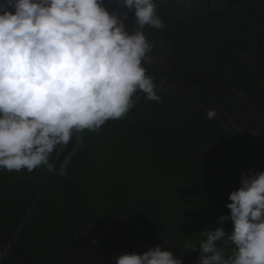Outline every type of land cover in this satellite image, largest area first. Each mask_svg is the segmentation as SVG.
Instances as JSON below:
<instances>
[{
    "label": "clouds",
    "instance_id": "clouds-1",
    "mask_svg": "<svg viewBox=\"0 0 264 264\" xmlns=\"http://www.w3.org/2000/svg\"><path fill=\"white\" fill-rule=\"evenodd\" d=\"M117 2L127 11L110 12L105 0H0V170L44 166L53 173L50 157L74 134L98 132L107 121L125 117L138 92L160 101L145 67L154 48L145 30L165 27L157 3ZM129 12L135 17L132 32L125 23ZM216 115L215 109L207 112L208 119ZM228 199L230 215L219 217L221 226L200 233L205 239L199 243V264H264V171L242 173ZM229 219L231 232L222 226ZM221 242L235 245L229 255ZM185 247L197 249L192 243ZM7 254L0 251V258ZM113 260L184 264L161 245Z\"/></svg>",
    "mask_w": 264,
    "mask_h": 264
},
{
    "label": "trees",
    "instance_id": "trees-1",
    "mask_svg": "<svg viewBox=\"0 0 264 264\" xmlns=\"http://www.w3.org/2000/svg\"><path fill=\"white\" fill-rule=\"evenodd\" d=\"M200 30L205 47L211 42L213 47L218 43L221 47L218 51H226L222 66L224 69L232 66L233 77L255 72L251 66L244 70L240 66L244 64L240 55L243 50L240 32L228 25L221 31L212 29L214 33ZM245 36L250 43L255 42L252 36ZM253 80L254 75L244 76L238 86L247 90L249 85L253 87ZM263 89H258V95L249 90L251 98L257 99L262 109ZM157 95L161 97L159 102L146 99L141 92L137 95V104L125 117L107 121L98 132L85 130L83 146L67 168V179L70 183L72 179L79 180L73 192L85 207L91 223L97 216L112 213L136 217L148 229L147 250L153 234L162 231L176 235L177 250L183 254L186 264L199 257V243L205 239L200 233L221 226L219 217L230 215L228 197L240 187L241 174L256 167L245 164L253 160L252 154H238L232 148L240 146V139L228 140L220 124L214 118L208 119L203 109L159 91ZM119 124L125 127L121 132ZM69 149L68 146L61 153L58 151L53 173L44 166L32 172L0 170V237L15 231L18 223L34 209L25 229L19 233L27 255L42 252L44 237L50 239L61 223L69 234L78 227V215L62 189L57 168ZM42 184L41 198L35 202ZM116 226L111 228L117 229L113 233L115 239L123 240L122 246L129 245L125 227L133 226L122 221ZM222 226L228 232L233 229L230 219L222 222ZM186 243L197 245V249L188 250ZM102 251L110 259L103 248Z\"/></svg>",
    "mask_w": 264,
    "mask_h": 264
},
{
    "label": "flooded vegetation",
    "instance_id": "flooded-vegetation-1",
    "mask_svg": "<svg viewBox=\"0 0 264 264\" xmlns=\"http://www.w3.org/2000/svg\"><path fill=\"white\" fill-rule=\"evenodd\" d=\"M155 2L157 3V14L165 27L163 29L149 27L145 30L148 40L154 44V48L149 53L151 63L146 62L145 67L147 74L152 76L157 86L156 91H159L160 94H167L169 97L175 98L182 103L195 104L206 113L209 109H215L217 115L214 119L224 130L226 138L228 140L233 138L240 139V146L232 148L238 154L240 152L246 155L252 154L253 160H248L245 164L255 166L257 171H264V139L262 132L258 129L260 120L263 119L264 121V109L260 107L259 101L251 98L252 96L249 94V90H251L258 95L260 88H264V0H155ZM105 7L110 12L117 14L127 11L124 5L121 2H117V0H105ZM134 19V13L129 12V18L125 22L129 32L134 31ZM225 25L242 34L239 40L242 42H240V47L242 45L243 50L240 55L244 64L240 66L243 67V70L251 66L255 72L241 73L239 74L240 76L233 77L234 71L232 70V66H230L231 69H224V65L222 66V59H224L226 51H218L221 49L218 43L215 44L216 47L212 46V42L209 47L203 45L202 42L205 41L200 36L202 34L200 29L214 33L212 29L221 31ZM245 35L252 36L255 42L250 43ZM250 75H254L253 87L249 85L248 88L246 86L247 90H243L244 88L238 86L239 80L242 82L244 76ZM217 77L221 80L220 82L217 81ZM262 93L264 94V92ZM140 94L141 92L137 93V95ZM136 104L137 99L135 101ZM133 113H136V111L133 110ZM124 128V124H119L120 132ZM239 129L240 131H238ZM253 132H257L259 135H253ZM75 141L76 138L73 136L68 145L58 147L52 157V163L55 166L59 159L58 151L61 153L68 146L71 149ZM72 143L73 145L70 146ZM75 154H73L72 158ZM62 161L63 158H60V163L57 167L58 174ZM69 163L66 168H68ZM46 180L47 174L43 182L45 183ZM67 181L71 190L76 191L79 180L74 182L72 179L71 183L69 180ZM43 187L44 185L42 184L41 193L35 199V202L41 198ZM83 209L86 214L85 207ZM33 211L34 209L32 208L25 215L18 223L15 231L12 230L9 235L0 237V251L7 250L8 253L7 256L0 258V264H61L60 255L63 249L71 245L81 247L87 254L93 257L108 259L103 256V248L110 255L109 260H112L121 255V253H124V251H134L141 242L139 241L142 238L141 230L133 224H131L133 228L125 227L128 230V236L125 240H130V244L122 246L121 241L123 240L115 239L113 236V233H117L115 232L117 229H111L113 226H116L117 222L110 224L105 229L98 243L90 245L86 243L80 234L79 221L78 227L73 229V234H69L62 227L64 224L61 223L50 239L44 237L43 251L33 254V256L37 254V257L34 259L31 256L32 254L27 255V251L22 244L23 237L19 236V233L25 229L27 225L26 220L32 216ZM116 214L112 213L105 217L97 216L94 218V223L90 222L86 214L91 233L95 234L109 216ZM140 222L147 233L144 248L146 252L149 250V248L147 250L149 234L145 224L142 221ZM116 227L118 228V226ZM68 228L70 227L67 226ZM109 229L111 230L106 235ZM71 238L73 239L68 240ZM167 238L171 243L165 245L164 241ZM157 239H159V242ZM66 240L68 241L64 242ZM150 240L152 241L150 243L151 247L161 245L163 250L172 251L176 258H181L183 255L177 250L176 241L178 240V236L176 235H168L161 231L157 232L155 236L153 234ZM67 264L89 263L81 258L70 256Z\"/></svg>",
    "mask_w": 264,
    "mask_h": 264
},
{
    "label": "water",
    "instance_id": "water-1",
    "mask_svg": "<svg viewBox=\"0 0 264 264\" xmlns=\"http://www.w3.org/2000/svg\"><path fill=\"white\" fill-rule=\"evenodd\" d=\"M217 81H221L218 77L216 78ZM261 117H263L261 115ZM261 122H259L258 124V129L262 132L263 135V139H264V121L263 119L260 120ZM74 137L76 138V141L74 143V145L72 146V148L66 153V155L63 158V161L59 167V179L63 188V191L66 195V197L68 198V200L70 201L71 205L74 207V210L76 212V214L78 215V221H79V227H80V234L81 236L85 239L86 243L88 245L90 244H96L99 242V240L102 238V235L105 231V229L112 223L115 222H127L130 224H133L137 227L140 228L141 230V234H142V241L140 242L139 246L133 251L136 253H144L145 250V244H146V240H147V233L146 230L143 226V224L136 218L129 216V215H125V214H116V215H111L109 216L100 226L99 230L93 234L90 231V225H89V220L85 214V211L83 209V207L81 206L79 200L76 198V196L74 195L73 191L71 190L69 183H68V179H67V165L70 162L73 154H75L77 152V150L82 146L83 144V133H77L74 134ZM224 246V245H223ZM225 247V252L233 249L235 247V245L229 244L224 246ZM70 256H74V257H78L81 258L83 260H85L86 262L90 263V264H115V260H103L100 258H96L93 257L89 254H87L81 247L78 246H66L61 255H60V262L61 264H67V260ZM186 264H199L198 258L186 263Z\"/></svg>",
    "mask_w": 264,
    "mask_h": 264
},
{
    "label": "bare ground",
    "instance_id": "bare-ground-1",
    "mask_svg": "<svg viewBox=\"0 0 264 264\" xmlns=\"http://www.w3.org/2000/svg\"><path fill=\"white\" fill-rule=\"evenodd\" d=\"M30 211H31V210H30ZM30 211H29V212H30ZM29 212H28V213H29ZM140 241H142V238L140 239ZM131 252H133V251H131ZM100 259H102V258H100ZM103 260H109V259H103ZM112 260H113V259H112ZM89 264H90V263H89Z\"/></svg>",
    "mask_w": 264,
    "mask_h": 264
}]
</instances>
